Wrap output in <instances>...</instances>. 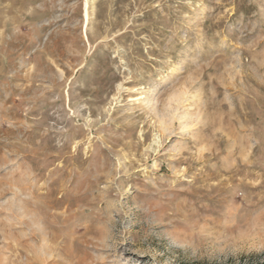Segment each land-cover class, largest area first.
I'll use <instances>...</instances> for the list:
<instances>
[{
  "label": "rangeland",
  "instance_id": "rangeland-1",
  "mask_svg": "<svg viewBox=\"0 0 264 264\" xmlns=\"http://www.w3.org/2000/svg\"><path fill=\"white\" fill-rule=\"evenodd\" d=\"M264 263V0H0V264Z\"/></svg>",
  "mask_w": 264,
  "mask_h": 264
},
{
  "label": "trees",
  "instance_id": "trees-1",
  "mask_svg": "<svg viewBox=\"0 0 264 264\" xmlns=\"http://www.w3.org/2000/svg\"><path fill=\"white\" fill-rule=\"evenodd\" d=\"M257 264H260V263H257ZM262 264H264V263H262Z\"/></svg>",
  "mask_w": 264,
  "mask_h": 264
}]
</instances>
